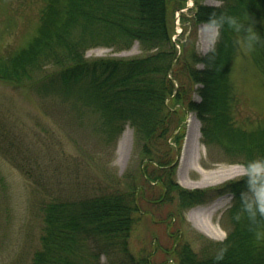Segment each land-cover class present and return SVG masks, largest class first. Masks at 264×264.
Listing matches in <instances>:
<instances>
[{
  "label": "trees",
  "instance_id": "16d2710c",
  "mask_svg": "<svg viewBox=\"0 0 264 264\" xmlns=\"http://www.w3.org/2000/svg\"><path fill=\"white\" fill-rule=\"evenodd\" d=\"M186 1L42 0L30 44L0 57V81L13 87H35L39 94L42 89L49 93L48 85L59 82L66 93L74 92L84 103L94 105L107 142H114L130 127L145 167L135 181L143 179L145 185L162 188L165 199L161 195L157 203L176 198L178 208L186 209L231 196L227 211L231 224L225 240L197 254L187 246L174 252L173 247L169 253L175 254L178 264H217L214 257L222 249L224 259L218 264H264V241H256L246 218H236L243 180L186 191L174 184L173 173L166 184L162 179V169L171 162V145L180 146L182 136L177 130L188 112L200 121L205 146L217 144L242 164L264 155V121L254 129L234 128L231 64L242 50L235 44L234 34L224 31L214 54L199 55L193 44H180L178 52L171 42L173 15ZM192 1L191 31L213 12H226L254 18L256 29L264 36V0H216L219 7ZM79 20L98 27L71 40L70 30ZM94 38L108 41L104 46L109 47L128 48L137 42L142 54L130 59L84 60L82 53L94 45L90 43ZM245 53L264 79V47ZM65 54L71 59L69 64L61 59ZM50 63L56 68L53 74L44 71ZM191 94L199 102H193ZM116 184L109 178L99 183L96 195L46 203L40 249L31 264H102V257L104 264H150L137 260L128 247L135 217L149 215L140 209L147 203L137 199L135 185L120 188ZM152 197L144 198L150 201L148 205L153 203Z\"/></svg>",
  "mask_w": 264,
  "mask_h": 264
},
{
  "label": "rangeland",
  "instance_id": "374dc122",
  "mask_svg": "<svg viewBox=\"0 0 264 264\" xmlns=\"http://www.w3.org/2000/svg\"><path fill=\"white\" fill-rule=\"evenodd\" d=\"M202 4L220 6L216 0H202ZM42 5V0H0V57L30 44ZM92 7L95 9V5ZM192 9L193 1L187 0L174 13L170 40L178 52L180 44H193L195 51L204 55L209 52V42L200 31L202 24L194 31L188 26ZM97 27V23L79 20L70 30L71 40ZM99 41L91 39L94 45L84 49V60L130 59L142 54L137 42L124 48L104 46L108 41ZM61 59L65 64L71 62L66 54ZM54 69L52 64L44 67L48 74ZM230 84L236 100L234 128H256L264 121V79L243 49L233 58ZM48 87L49 93L42 89L39 94L35 87H13L0 81V264H31L33 254L40 249L46 203L96 195L99 183L109 178L120 188L135 185L137 199L147 203L140 209L149 215L135 217L128 242L137 260L178 264L175 254L169 253L173 247L174 252L187 246L197 254L225 240L231 224L227 217L231 196L186 209L178 208L176 198L157 203L163 189L145 185L143 179L135 181L145 167L132 129L126 126L114 142H107L94 105L84 103L74 92L66 93L59 82ZM190 97L199 102L196 95ZM178 131L182 136L180 146L171 145L170 165L162 169L165 184L170 173L174 184L186 191L212 189L238 180L241 160L236 161L217 144L204 145L195 113L185 114ZM151 195L153 203L148 205L150 201L144 198ZM195 218L204 225L202 230L192 225ZM104 261L102 257L99 262Z\"/></svg>",
  "mask_w": 264,
  "mask_h": 264
},
{
  "label": "clouds",
  "instance_id": "9594fccd",
  "mask_svg": "<svg viewBox=\"0 0 264 264\" xmlns=\"http://www.w3.org/2000/svg\"><path fill=\"white\" fill-rule=\"evenodd\" d=\"M255 24L252 17L213 12L203 22L200 31L207 37L210 53H215V46L223 32L229 31L234 34L237 47L251 54L257 48L264 47V36H261ZM236 179L243 180L236 218H246L249 231L256 241H264V155H258L238 166ZM224 251L220 250L214 257L217 264L224 259Z\"/></svg>",
  "mask_w": 264,
  "mask_h": 264
},
{
  "label": "bare ground",
  "instance_id": "6f19581e",
  "mask_svg": "<svg viewBox=\"0 0 264 264\" xmlns=\"http://www.w3.org/2000/svg\"><path fill=\"white\" fill-rule=\"evenodd\" d=\"M187 139H188V138H187ZM196 219H197V218H195L194 221L192 220V221H193L192 225H194V227H195L196 229H199V230L201 229V230H202V229H203L202 227H203L204 225H202L201 223L198 224V223H199V222H198L199 219H197V220H196ZM199 221H200V220H199Z\"/></svg>",
  "mask_w": 264,
  "mask_h": 264
}]
</instances>
